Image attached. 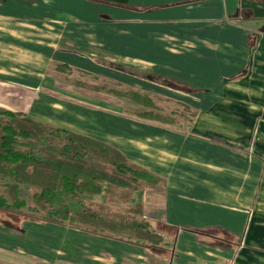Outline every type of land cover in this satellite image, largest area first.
Instances as JSON below:
<instances>
[{
    "label": "crops",
    "instance_id": "obj_1",
    "mask_svg": "<svg viewBox=\"0 0 264 264\" xmlns=\"http://www.w3.org/2000/svg\"><path fill=\"white\" fill-rule=\"evenodd\" d=\"M249 59L264 67V0H0V107L161 179L144 206L175 238L154 264H264V86L231 79ZM98 86L193 121L127 115Z\"/></svg>",
    "mask_w": 264,
    "mask_h": 264
},
{
    "label": "trees",
    "instance_id": "obj_2",
    "mask_svg": "<svg viewBox=\"0 0 264 264\" xmlns=\"http://www.w3.org/2000/svg\"><path fill=\"white\" fill-rule=\"evenodd\" d=\"M102 90L152 107L138 93ZM137 115L173 124L150 113ZM160 188L161 179L128 163L115 147L0 107V190L6 194H0L1 228L24 234L25 225L67 227L137 246L164 261L169 253L159 234L174 239L167 231L174 228L143 220L145 190Z\"/></svg>",
    "mask_w": 264,
    "mask_h": 264
},
{
    "label": "rangeland",
    "instance_id": "obj_3",
    "mask_svg": "<svg viewBox=\"0 0 264 264\" xmlns=\"http://www.w3.org/2000/svg\"><path fill=\"white\" fill-rule=\"evenodd\" d=\"M251 51V56L256 57L257 55L254 54L255 46L251 47ZM248 64L244 72L239 74H242V77L238 75V80L246 78L249 79L246 83L250 82L251 86L256 83L264 86V67L251 65V59H249ZM85 81L83 80L78 83H80L81 87L89 89L90 87L86 85L90 84ZM101 87L105 88L98 86V88ZM106 88H109V86H106ZM146 97L150 100L152 107L140 105L129 99L121 98L126 108V114L138 116L137 114L150 113L161 119H170L173 121L172 125H175L179 118H181L183 123L193 121L191 111L181 110L180 107H177V103L174 100L159 99L157 101L149 96ZM133 104L139 105V110L133 108ZM140 118L147 121H156ZM156 122L160 123L159 121ZM181 127L183 129L184 125ZM149 190L147 189V192ZM0 194L6 195L2 189L0 190ZM154 216V210L147 209L145 210L143 220L148 225L154 226ZM24 227L26 229L24 234L12 232L0 227V264H154L155 261L159 262L158 258H153L154 256L145 249L141 250L137 246L128 245L120 241L94 238L90 235L70 230L67 227L51 228L32 225H25ZM137 235L135 233L131 237L132 243L136 241ZM122 238L124 239L125 237L122 236ZM160 238L163 246L169 245L170 249L172 248L167 239ZM150 258L153 260L152 263L149 261ZM200 260L207 261L209 259L200 258Z\"/></svg>",
    "mask_w": 264,
    "mask_h": 264
}]
</instances>
